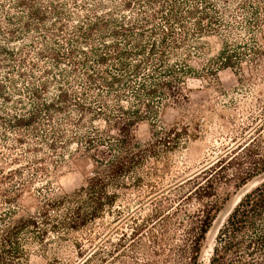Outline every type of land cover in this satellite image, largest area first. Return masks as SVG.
Instances as JSON below:
<instances>
[{
	"label": "trees",
	"instance_id": "1",
	"mask_svg": "<svg viewBox=\"0 0 264 264\" xmlns=\"http://www.w3.org/2000/svg\"><path fill=\"white\" fill-rule=\"evenodd\" d=\"M28 1L16 2L27 7L21 28L28 33L18 41L27 38L30 47L23 53L8 43L19 30L0 23V264H24L30 250L61 254L73 248L85 260L102 258L108 250L98 245L103 237L96 227L107 228L104 219L115 211L135 224L129 244H120L125 255L145 253L146 264H202L204 240L222 203L218 187L232 180L242 187L264 173V102L244 104L250 119L243 129H252L244 143L167 185V153L187 143L189 126L156 129L147 146L137 141L136 129L154 124L171 104L188 101L192 38L222 39L216 67L206 73L250 63L264 76V0H93L90 6L67 0L77 11L55 0ZM108 1L131 15H102ZM78 10L95 18L89 14L79 23ZM240 33L252 44L238 41ZM44 59L49 67L37 62ZM25 67L39 70L40 78ZM15 74L29 76L25 90ZM70 165L84 170L78 189L50 196L35 187ZM131 195L138 198L134 207ZM118 199L129 206L115 209ZM193 201L196 209L188 207ZM146 204L151 212L137 223L135 214ZM208 264H264V179L230 212Z\"/></svg>",
	"mask_w": 264,
	"mask_h": 264
},
{
	"label": "rangeland",
	"instance_id": "2",
	"mask_svg": "<svg viewBox=\"0 0 264 264\" xmlns=\"http://www.w3.org/2000/svg\"><path fill=\"white\" fill-rule=\"evenodd\" d=\"M17 1L18 0H0V23L5 30L9 27L19 30L17 31L18 36L16 41L8 42L9 45H12L10 47H12L18 55L22 52V48L28 49L30 47L27 38L20 41H18V39H23L28 33L24 28H21V26L23 21L25 22L28 20L26 4H30L31 1L27 0L25 5H16ZM55 1H58L60 6L64 9L69 8L73 11H77L76 7L72 4H68L67 0ZM78 1L80 3L87 1L89 6L90 3L94 2L93 0ZM219 4L221 6L223 5L221 3ZM106 6L107 8L105 9H107V12L102 14L104 16H115L118 20H122L125 15L126 17L131 15V13L122 8L115 9L112 7L110 1H108ZM78 12L81 15V21L79 23H82V19L89 14H92L91 17L95 18V15L91 12L89 13L81 10H78ZM97 13L99 12H96V14ZM50 19L53 20L54 18L52 17ZM107 29H110V23ZM106 35H108V37L105 39H110L111 36L109 34ZM94 37L96 43L99 44L103 42L98 32H96ZM4 38L5 36L0 35V42L3 43ZM236 39L238 41H248L247 34L243 33L236 36ZM192 41L193 45L196 47L193 50L196 52L189 61L194 69V74L187 79L186 87L189 96L188 101L171 104L160 113L154 121V124L151 121H145L140 123L136 129L137 141L142 146H147L154 140L153 132L156 129H168L177 123L181 125L187 124L189 126L191 137L187 138V143L167 153L170 157L171 174L167 176V178L169 177L168 180H164V185H167L173 181V179L185 177L196 172L218 159L226 149L239 143H244V141H246L245 138H247L252 131V129L245 131V129L248 128L247 124L250 119V109L245 108L244 104L248 102L260 105L264 102V76L257 74L254 66L248 63L244 64V67L240 70L227 68L222 70L218 69L213 74L206 73L207 68L216 67L214 60L222 49V39L215 36H206L201 40L192 38ZM260 42L264 48V39ZM248 43L252 44V42L249 41ZM37 62L42 67L50 65L49 59ZM261 62L264 64V56L261 57ZM12 65H14L15 69L19 67L16 60L12 62ZM25 68L27 69L23 71L27 72V74H30V72L33 74L30 68ZM50 71H52L54 75L59 73V70L54 68H51ZM34 73L33 75H35V78L37 77V81L41 76V72L36 70ZM14 76L16 77L17 86L25 90L24 87L29 76L25 78L17 74ZM256 90H258V92ZM27 96L28 95H25V99H27ZM91 168L92 166L88 165L87 169L89 170ZM85 179L86 176L81 167L70 165L63 169L59 175L52 177L48 182H46V180L37 181L35 187L45 195L49 194L50 196H56L78 189L85 183ZM263 179L264 173L253 178L242 187H236L235 181L233 180L228 184H222L218 187V196L222 203L204 240L200 255L202 264H208L215 244L216 235L221 226L226 222L230 212L236 206L241 196ZM50 188L51 190H49ZM131 197L134 199V201L131 202L132 207H134L138 204V198L136 195H131ZM116 203L115 209L118 210H124L125 206H129V204L122 199H118ZM197 206H199V204L193 201V205L188 207L196 209ZM28 211L33 212L34 208H29ZM150 212V204H146L143 209L135 214L137 223H141L142 219L148 216ZM104 222L107 228L98 225L95 233L103 237V241L98 242V245L99 243L100 245L103 244L102 246L104 249L106 251L108 250V255L105 254L102 258L93 257L89 260H85L77 256L73 248L71 253L69 252L70 250H66L61 254H56L57 252L53 249H50L48 252L30 250L29 259L24 264H146L150 262V260L147 259V255L142 252L137 258L132 259L124 254L126 251L125 247L120 246V244H129L130 240L128 238L133 231L131 226L135 224H132L124 218H119L116 211L113 215H108L107 218L104 219ZM105 234L108 236H104ZM78 235L81 239L80 234ZM143 236L144 234L140 237ZM104 239H108V241L104 243ZM81 241L84 249L87 250L88 243L86 239H81Z\"/></svg>",
	"mask_w": 264,
	"mask_h": 264
}]
</instances>
